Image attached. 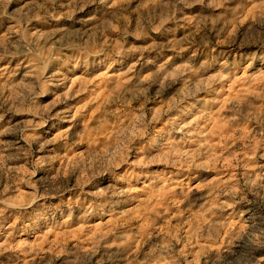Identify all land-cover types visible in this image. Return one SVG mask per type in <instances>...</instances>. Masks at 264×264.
I'll return each instance as SVG.
<instances>
[{"label": "rangeland", "instance_id": "1", "mask_svg": "<svg viewBox=\"0 0 264 264\" xmlns=\"http://www.w3.org/2000/svg\"><path fill=\"white\" fill-rule=\"evenodd\" d=\"M0 264H264V0H0Z\"/></svg>", "mask_w": 264, "mask_h": 264}]
</instances>
